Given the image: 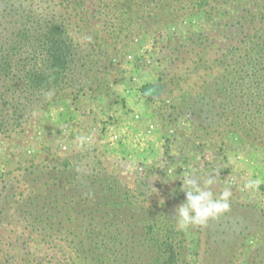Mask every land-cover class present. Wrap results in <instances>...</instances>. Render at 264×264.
Segmentation results:
<instances>
[{"label":"trees","instance_id":"16d2710c","mask_svg":"<svg viewBox=\"0 0 264 264\" xmlns=\"http://www.w3.org/2000/svg\"><path fill=\"white\" fill-rule=\"evenodd\" d=\"M16 1L0 0V166L13 167L1 176L18 172L21 186L0 191V224L16 220L29 239L35 236L42 246L54 243L58 264H183L178 206L147 205L94 151L39 157L44 150H38L27 160L8 146L23 140L51 105L104 84L110 63L103 47L110 42L147 34L197 11L213 23V16L225 17L222 8H228L229 32L252 27L224 48L211 39L200 42L204 55L198 65L206 64L209 51H215L214 59L204 66L209 73L197 89L182 91L179 112L198 130L221 128L220 135L227 132L264 150V0ZM79 32L86 41L76 37ZM190 42L187 37L175 49ZM171 82L160 78L139 92L147 102H160ZM206 210L196 221L207 238L209 262L233 264L229 257L242 247L238 236L249 231L255 211L231 203Z\"/></svg>","mask_w":264,"mask_h":264},{"label":"rangeland","instance_id":"374dc122","mask_svg":"<svg viewBox=\"0 0 264 264\" xmlns=\"http://www.w3.org/2000/svg\"><path fill=\"white\" fill-rule=\"evenodd\" d=\"M16 2L28 5L38 0ZM222 10L229 13L228 8ZM228 13L225 17L214 15L213 23L198 11L191 16L180 15L147 34L110 42L108 49L103 47L110 63L104 84L99 89L92 86L94 92L85 91L76 100L69 97L51 105L40 114L44 118L29 126L24 139L9 145L8 151L24 153L27 160L38 150H44L39 157L94 151L109 172L142 194L147 205L170 202L183 211V264H215L209 262L207 238L196 221L201 218L199 213L222 203L248 206L255 211L249 231L238 236L242 247L235 257L231 252L229 258L233 264L264 260V150L227 132L220 135L221 128L198 130L178 106L182 91L196 90L204 72L209 73L204 66L214 59L215 51H209L204 57L206 64L198 65L204 55L199 53L200 42L207 44V38L224 48L231 41L243 39L252 27L244 24L234 34L229 32L233 30L225 26L233 14ZM82 36L80 32L76 35L80 42L86 41ZM187 37L189 46L175 49ZM171 47L174 50L169 51ZM165 77L172 82L162 95L164 100L147 102L140 87ZM11 169L0 166V191L10 185L21 186L18 172L1 176ZM12 221L10 226L0 224L2 264H24L28 260L33 264H58L60 254L54 243L39 245L35 236L29 239L20 224ZM22 255L30 257L20 260Z\"/></svg>","mask_w":264,"mask_h":264}]
</instances>
